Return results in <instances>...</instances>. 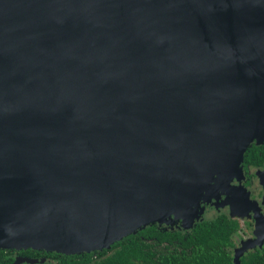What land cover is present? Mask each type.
Wrapping results in <instances>:
<instances>
[{
    "label": "water",
    "instance_id": "obj_1",
    "mask_svg": "<svg viewBox=\"0 0 264 264\" xmlns=\"http://www.w3.org/2000/svg\"><path fill=\"white\" fill-rule=\"evenodd\" d=\"M252 138L264 0H0V248L191 224Z\"/></svg>",
    "mask_w": 264,
    "mask_h": 264
},
{
    "label": "flooded vegetation",
    "instance_id": "obj_2",
    "mask_svg": "<svg viewBox=\"0 0 264 264\" xmlns=\"http://www.w3.org/2000/svg\"><path fill=\"white\" fill-rule=\"evenodd\" d=\"M218 177L203 191L192 223L230 221L233 226L224 250L229 255V264H239V258L245 254L264 252V139L252 138L241 154L237 171ZM177 220L170 229L183 231L192 225L183 229ZM54 254L56 258L60 256L58 252ZM53 260L41 249L0 248V264H39Z\"/></svg>",
    "mask_w": 264,
    "mask_h": 264
},
{
    "label": "trees",
    "instance_id": "obj_3",
    "mask_svg": "<svg viewBox=\"0 0 264 264\" xmlns=\"http://www.w3.org/2000/svg\"><path fill=\"white\" fill-rule=\"evenodd\" d=\"M177 221L149 223L95 251L60 253L57 258L47 251L54 260L39 264H229L224 245L233 226L230 221H196L188 230L170 229ZM239 264H264V252L245 254Z\"/></svg>",
    "mask_w": 264,
    "mask_h": 264
},
{
    "label": "rangeland",
    "instance_id": "obj_4",
    "mask_svg": "<svg viewBox=\"0 0 264 264\" xmlns=\"http://www.w3.org/2000/svg\"><path fill=\"white\" fill-rule=\"evenodd\" d=\"M219 177L217 176L216 177V175L213 177V179L209 182V184H208V186L211 184V183H213V181H216L217 179H218ZM200 204V200H199V202H198V205ZM196 215H197V212H195V216L194 217H196ZM193 217V218H194ZM194 219H192V221H193ZM183 224H181V227L183 228V229H186V228H188V226L190 225V223H188L187 222V220H184L183 222H182ZM192 223V222H191ZM161 224V223H160ZM237 232V231H236ZM238 233V232H237ZM235 235H236V233H235ZM95 251V250H94Z\"/></svg>",
    "mask_w": 264,
    "mask_h": 264
}]
</instances>
